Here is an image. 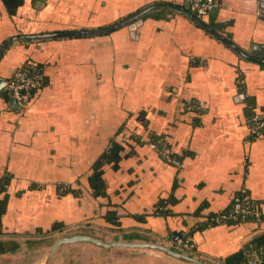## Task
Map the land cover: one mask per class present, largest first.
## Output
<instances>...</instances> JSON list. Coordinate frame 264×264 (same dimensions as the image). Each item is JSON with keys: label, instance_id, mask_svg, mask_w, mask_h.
<instances>
[{"label": "crops", "instance_id": "crops-1", "mask_svg": "<svg viewBox=\"0 0 264 264\" xmlns=\"http://www.w3.org/2000/svg\"><path fill=\"white\" fill-rule=\"evenodd\" d=\"M20 1L9 12L0 0V50L10 41L0 53V229L1 239L18 245L0 261L80 264L78 253L84 264H190L150 249L88 243L63 245L48 258L63 231L76 228L171 250L185 235L192 258L205 264H237L234 255L247 244L264 242V133L254 138L248 128L249 110L264 114V63L208 30L264 59L253 49L264 45V0H220L198 20L181 10L185 0ZM154 5L162 6L135 30L127 23L88 36L33 38L100 31ZM26 65L42 71L44 85L19 107L1 81ZM111 146L119 148L109 161ZM94 171L102 195L91 187ZM241 190L258 221L206 224ZM25 248L34 256H23Z\"/></svg>", "mask_w": 264, "mask_h": 264}, {"label": "built area", "instance_id": "built-area-1", "mask_svg": "<svg viewBox=\"0 0 264 264\" xmlns=\"http://www.w3.org/2000/svg\"><path fill=\"white\" fill-rule=\"evenodd\" d=\"M220 0H186L189 12L196 18L210 15L218 7ZM4 91L9 99L19 107H24L32 99L33 95L43 87L44 76L42 71L35 65H26L13 71L4 81ZM187 109L195 108V104L187 101ZM249 131L254 138H258L264 132V114L255 113L249 117ZM149 147L156 150L157 146L149 143ZM159 155L169 164L179 167V161L165 151H159ZM65 186H62L64 190ZM260 219V213L245 190H241L232 200L230 209L219 212L209 219L207 223L216 226L225 225L227 222L243 223L256 222ZM176 252L187 256H193L194 244L189 240L178 238L172 242ZM243 260L240 264H262L264 262V251L247 244L243 248Z\"/></svg>", "mask_w": 264, "mask_h": 264}, {"label": "water", "instance_id": "water-1", "mask_svg": "<svg viewBox=\"0 0 264 264\" xmlns=\"http://www.w3.org/2000/svg\"><path fill=\"white\" fill-rule=\"evenodd\" d=\"M162 5H154L151 7H148L146 9H143L142 11L138 12L137 14H135L133 17H131L130 19L124 21V22H120L119 24L111 27V28H107V29H103L100 31H75V32H69V33H52V34H44V35H37L34 36L33 38L35 39H43V38H54V37H67V36H88V35H93V34H97V33H105L110 31L112 28H117V27H121L123 25H126L127 23H130L129 25V29L131 30H135V28L140 25L141 20L140 17H142L146 12L153 10L155 8L161 7ZM171 7V6H169ZM175 9L177 7H174ZM186 9H187V5H186ZM184 9H181L184 13H186V15L192 17L193 19L198 20L194 15H192L189 11ZM200 22V21H198ZM205 27V26H204ZM208 29V27H205ZM216 38H218L220 41H222L225 45H227L228 47H230L233 51H235L236 53H238L239 55H241L242 57L249 59V60H253V61H257V62H264V60H260V59H255L252 58L250 56H247L245 53H243L241 50H239L237 47L233 46L228 40H226L225 38L221 37L220 35H218L217 33H215L213 30L208 29ZM10 41H7L6 44H4L1 47L0 53L2 52V50L5 48V46L9 43ZM253 49H257L260 50L264 53V45H258V46H254ZM2 84H5L4 81H1ZM74 243H88L91 244L93 246L99 247V248H113V247H122V248H143V249H150V250H154V251H159L161 253H164L174 259H177L179 261L185 262V263H190V264H205L195 258H192L191 256H187L184 255L182 253L176 252L174 250H171L167 247L158 245V244H154V243H128V242H117V241H105V240H101L98 238H93V237H89L86 235H73V236H69V237H62L57 239L50 247L49 252H48V258L51 256V254L53 253V251H55V249H57L58 247H61L63 245H67V244H74Z\"/></svg>", "mask_w": 264, "mask_h": 264}, {"label": "trees", "instance_id": "trees-1", "mask_svg": "<svg viewBox=\"0 0 264 264\" xmlns=\"http://www.w3.org/2000/svg\"><path fill=\"white\" fill-rule=\"evenodd\" d=\"M2 1L4 2L6 8H7V10L9 12H12L21 3L20 0H2ZM260 60H264V59H260ZM261 63H264V62H261ZM4 94H5L6 98L8 99L5 91H4ZM262 112L263 111H261V110H249L250 116L253 115V114H255V113H262ZM149 141L152 142V143H155V144L158 143V141H157L156 138H152V140H149ZM118 148H119V146H111L110 149L108 150V154L105 153V155H107V156H105V155L104 156L107 157V158H109L110 159L109 161L115 160L116 159V156H117L116 153L118 152ZM168 154L171 155L172 157H174V155H172L170 153H168ZM94 170H96V169H94ZM90 180H91V183L90 184H91V187H92V189L94 191V194L95 195H102L103 192H104L103 185H102L100 179L98 178V175H97L96 171H94V174H93V176H92V178ZM4 204H5V200H0V217L3 214V211H4ZM159 209L162 210V207H160ZM229 209H230V207L227 210L221 211V212H226ZM213 215H215V214H211V215L206 216L205 221H207V219H209ZM109 217H110V215L108 214L105 217V219L108 220ZM231 223H233V222H227L225 225L231 224ZM206 224L212 225V226H216V225L210 224V223H206ZM53 229H57V228L53 227ZM1 234H2V232H1V229H0V254L14 252L18 248V245L16 244V242L15 241H11V240H1ZM181 239L189 240L191 243H193L188 236L183 235L181 237ZM250 244L253 245L254 248L264 251V242L261 239L260 240H257V241L256 240L251 241ZM194 250H195V247H194ZM243 256H244L243 255V249L237 255H234V260L235 261H238L237 264H240L242 262ZM228 260H229V263L232 262V258L231 259L229 258ZM262 264H264V262Z\"/></svg>", "mask_w": 264, "mask_h": 264}, {"label": "rangeland", "instance_id": "rangeland-1", "mask_svg": "<svg viewBox=\"0 0 264 264\" xmlns=\"http://www.w3.org/2000/svg\"><path fill=\"white\" fill-rule=\"evenodd\" d=\"M77 231V232H76ZM60 233H61V231H60ZM56 234V233H55ZM55 234H54V236H55ZM78 234H83V232L82 231H80L79 230V228H76L74 231L73 230H70V231H63V233H62V236L60 237V238H62V237H69V236H73V235H78ZM51 238V237H50ZM54 239V238H53ZM1 240H3V239H1ZM27 240V239H26ZM25 240V241H26ZM13 241V240H12ZM29 241V240H28ZM40 241H42V239L40 240ZM30 242V241H29ZM32 246V245H31ZM171 248H173V247H171ZM174 249V248H173ZM27 248H25L24 249V251H22V252H25L24 253V255L23 256H25V257H27L28 256V258H30L31 256H34L33 254L36 252V251H34V250H31L30 251V253H28L27 252ZM16 251V250H15ZM22 256V255H21ZM20 256V257H21ZM77 256V257H76ZM76 256H74V257H76V258H79L80 259V264H84V261H83V259L81 258V256L77 253L76 254ZM19 257V258H20ZM10 259V258H9ZM13 259H15V258H13ZM73 258L71 257V260H72ZM20 260V259H19ZM74 260H76V259H74ZM29 260H27V258H26V262H28ZM20 262H21V260H20ZM17 263H19V261L17 262ZM77 263H78V261H77ZM0 264H7V263H5L4 262V260L3 261H0Z\"/></svg>", "mask_w": 264, "mask_h": 264}, {"label": "flooded vegetation", "instance_id": "flooded-vegetation-1", "mask_svg": "<svg viewBox=\"0 0 264 264\" xmlns=\"http://www.w3.org/2000/svg\"><path fill=\"white\" fill-rule=\"evenodd\" d=\"M186 1V0H185ZM187 9H188V6H187ZM142 11V10H141ZM189 11V10H188ZM140 12V11H139ZM142 18L140 17V19L139 20H141ZM124 21H126V20H124ZM124 21H122V22H124ZM128 24H130V23H128ZM128 24H126V25H128ZM125 25V26H126Z\"/></svg>", "mask_w": 264, "mask_h": 264}]
</instances>
